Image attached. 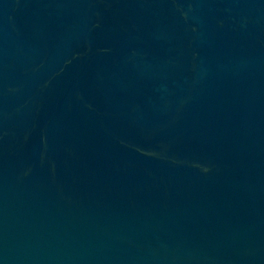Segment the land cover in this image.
Returning <instances> with one entry per match:
<instances>
[{
    "label": "water",
    "instance_id": "water-1",
    "mask_svg": "<svg viewBox=\"0 0 264 264\" xmlns=\"http://www.w3.org/2000/svg\"><path fill=\"white\" fill-rule=\"evenodd\" d=\"M0 264H264V0H0Z\"/></svg>",
    "mask_w": 264,
    "mask_h": 264
}]
</instances>
